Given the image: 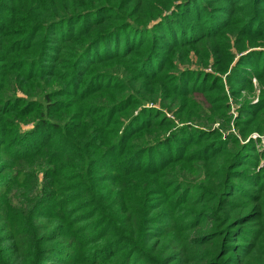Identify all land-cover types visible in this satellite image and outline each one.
<instances>
[{
    "label": "trees",
    "instance_id": "trees-1",
    "mask_svg": "<svg viewBox=\"0 0 264 264\" xmlns=\"http://www.w3.org/2000/svg\"><path fill=\"white\" fill-rule=\"evenodd\" d=\"M224 30L264 46V0H0V264H264V133L249 138L263 132L252 120L264 96L237 107L243 142L231 134V148L223 124L198 127L188 110H172L177 123L160 108L128 113L143 95L93 74L120 61L166 98L223 99L209 94L219 75L180 86V74L198 71L169 69L175 52L194 46L203 56L205 40ZM243 42L217 63L219 73L233 63L236 89L251 76L264 83V50L245 52ZM46 78L51 88L32 94ZM104 89L110 98L92 102ZM144 130L152 139L136 142ZM39 132L40 150L31 149ZM39 159L34 187L29 166Z\"/></svg>",
    "mask_w": 264,
    "mask_h": 264
},
{
    "label": "rangeland",
    "instance_id": "rangeland-1",
    "mask_svg": "<svg viewBox=\"0 0 264 264\" xmlns=\"http://www.w3.org/2000/svg\"><path fill=\"white\" fill-rule=\"evenodd\" d=\"M135 19V18H132ZM224 35V36H223ZM256 39V38H255ZM257 40H262V39H257ZM241 41L243 42L244 49L246 48V51H249L251 49H258V50H264V46H257V47H251L252 43L254 42L251 39H243ZM237 42L236 37L234 34L230 33L229 30H224L223 34L219 37L212 38V39H207L205 40V43L203 44L202 49H204L205 54L202 56L201 54L198 53V51L195 49L194 46H188L185 47L184 49L175 52L171 56V61L172 64L174 65L175 68H170L169 70L177 74L178 73V68L181 69H187V70H195L194 74H180L183 82L180 84L186 86L188 83V79L191 77V82L190 85H194L195 82L199 81V77L206 79V76L204 74H215L219 75L221 78V88H217L216 90H211L209 94L212 96L214 93H218L220 96L225 95L223 99H213L214 96H212V99H209L206 95L208 92L201 93V92H195L189 94L187 98L183 99L179 96L172 95V97H164L160 95V90L158 87H146L141 83V80L139 77L135 75V70L128 71L123 64L119 61V63H113V64H107V63H101L96 66V69L93 71V74H97L98 72L102 73L104 76V81L106 83H109V77L112 75L116 81H125L129 85V89L131 90H136L139 92V94L143 97L144 100L141 101V104L139 103L137 107H133L131 109V114L135 115L138 112L139 107H153L157 109H162L163 113L170 118L171 120H174L177 123V119L175 118L174 114L172 113L173 109H180L181 112L188 110L190 113L193 114V118L190 121H193V123H196L198 127L205 128V129H213L215 127H221L222 124L224 126V130L222 131L221 137L223 139L228 140V146L233 148L235 144L230 141V135L232 134L235 136L237 139L241 140L243 139L242 136L238 133V125L236 126L237 122L240 119H236L237 115V107L241 105L243 102L247 103H252L255 104L257 103L262 96H264V83L263 81H259L258 78L251 76V84L247 85V87H243L240 89L238 88L240 85H242L239 82L232 81L229 82L227 76L230 74V68L233 66V63L227 69V71L219 73L221 71V68L217 66V63L220 61H226L223 60L224 57H226L225 53L229 54H237V50L234 48L235 46L239 45L240 42ZM221 50H225L226 52H223ZM227 56H229L227 54ZM216 60V61H215ZM215 61V63H214ZM177 67V69H176ZM217 68V70H216ZM220 69V71H219ZM209 79V78H208ZM53 83L52 79H43V82L41 84H38L34 87L33 90L30 92L32 94H36L39 92L41 87L44 85L45 88H51ZM55 85L58 86V82H54ZM67 87V85H66ZM208 89V87H206ZM221 89V90H220ZM104 95H99L97 93H93L92 95V102L96 103L98 101H103L107 100V98H110V93L106 89L102 90ZM216 91V92H213ZM232 91H239L238 93H231ZM18 96L23 95L20 91H16ZM127 94V90H124L121 94V96H124ZM224 103H227L230 108L228 110H223L222 105ZM188 107V108H186ZM226 111V112H223ZM120 117H125V115L119 114ZM249 117V115L245 116ZM229 119V120H226ZM56 120H59L58 118ZM224 121H229L228 124ZM241 121V120H240ZM256 127H262L263 132H257L254 130V132L251 133L249 136L255 139L256 137L259 136L258 133H264V113L260 114L258 117H256L254 120H252ZM20 128L23 131L26 130H32L34 128V123L31 121H16ZM190 123V122H189ZM245 130H249L251 128V125L248 123L244 124ZM114 124H111V127H113ZM227 128V129H226ZM39 133H33L32 136L28 139L30 142V147L31 149L33 148L32 145H36V150H40V145L39 141L41 138H38ZM137 137H135V141L138 143H145L147 140H151V135L148 134V130H144L142 132H139L136 134ZM240 135V136H239ZM261 136V142L256 143V149L260 150L263 152L264 155V135ZM239 137V138H238ZM248 138V139H249ZM240 142H243L242 140ZM18 148L22 149L24 148V141H19L17 142ZM27 144V142H26ZM28 147V148H30ZM26 149V148H24ZM22 149V150H24ZM30 150V149H28ZM21 152V151H20ZM261 162L264 164V158L261 160ZM261 163V164H262ZM42 161L39 160H34L33 164H29V168L31 167L34 171L37 173V180H33L32 178V185L35 187H39V184L41 185V175H42ZM71 169H69V173L75 171L76 169L74 168L76 165L74 163H71ZM26 166V165H25ZM26 166V167H27ZM198 169L196 170V172ZM188 176V175H187ZM189 178V176H188ZM135 183L138 185H144V176H140L135 180ZM133 184V185H136ZM137 187V186H136ZM19 187H14L12 190V199L14 202H21L24 196L23 193V188L20 190V195H19ZM23 195V196H21ZM19 196V198L17 197Z\"/></svg>",
    "mask_w": 264,
    "mask_h": 264
}]
</instances>
